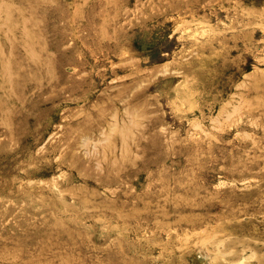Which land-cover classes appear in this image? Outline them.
Instances as JSON below:
<instances>
[{
  "label": "rangeland",
  "instance_id": "1",
  "mask_svg": "<svg viewBox=\"0 0 264 264\" xmlns=\"http://www.w3.org/2000/svg\"><path fill=\"white\" fill-rule=\"evenodd\" d=\"M0 264H264V0H0Z\"/></svg>",
  "mask_w": 264,
  "mask_h": 264
}]
</instances>
